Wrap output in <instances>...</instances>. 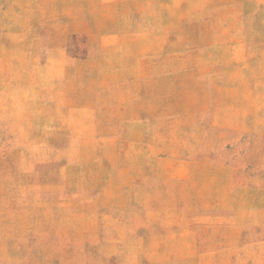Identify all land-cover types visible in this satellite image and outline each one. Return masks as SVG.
I'll use <instances>...</instances> for the list:
<instances>
[{"label":"rangeland","instance_id":"obj_1","mask_svg":"<svg viewBox=\"0 0 264 264\" xmlns=\"http://www.w3.org/2000/svg\"><path fill=\"white\" fill-rule=\"evenodd\" d=\"M12 1L0 264H264V0Z\"/></svg>","mask_w":264,"mask_h":264},{"label":"crops","instance_id":"obj_2","mask_svg":"<svg viewBox=\"0 0 264 264\" xmlns=\"http://www.w3.org/2000/svg\"><path fill=\"white\" fill-rule=\"evenodd\" d=\"M12 2H14L15 4H26V3L32 4V3H52L53 0H14Z\"/></svg>","mask_w":264,"mask_h":264}]
</instances>
